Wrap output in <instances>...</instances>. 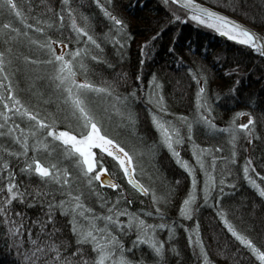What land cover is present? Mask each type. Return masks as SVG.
Masks as SVG:
<instances>
[{"label":"snow or ice","instance_id":"1","mask_svg":"<svg viewBox=\"0 0 264 264\" xmlns=\"http://www.w3.org/2000/svg\"><path fill=\"white\" fill-rule=\"evenodd\" d=\"M61 2L62 6L58 9L43 5V11H40L32 0H24L27 5L25 11L18 4V0H0V41L4 45L0 48V88L3 89L0 92V226L4 227L11 246L15 248L16 255L22 257L24 264H141L140 261L130 258V254L134 248L142 244L147 245L154 254V260L158 259L159 264H164L166 242L158 237L157 229L167 228L171 239L174 225L163 222L149 223L143 215L130 210L132 199L123 185L115 180L114 173L105 165L104 154L118 162V169L122 171V175L127 178L132 188L144 194L151 192L155 212L148 213L149 216L158 215L164 218V208L161 205L167 204L168 193L157 194L154 188L146 187L136 178L135 153L126 150V146H122L117 137L105 130L104 116L96 109L91 99L93 94H106L118 102L122 99L126 101L127 97L122 98L115 94V82L112 86H105L86 77L77 79V72L73 66L78 64L79 69L87 71L83 63V57L90 55L87 47L78 46L69 51L68 41L47 35L46 28H64L66 12L77 44L86 37L91 45L102 51L101 44L90 34L87 27L78 23L72 0ZM94 2L112 21L118 36L125 29V21L109 11L101 0ZM163 3L169 9L173 21L190 18L250 47L264 58V36L242 23L196 3V0H163ZM173 5L187 9L186 15H178ZM53 13L55 18L49 15ZM30 19L32 22H29ZM81 19L85 24L88 21L87 16ZM32 30L44 34V39H35ZM108 35L110 34H106V37ZM156 35L158 36L159 32ZM116 36L110 37L112 42L123 43V40L117 41ZM149 39H155V36ZM33 44L38 46L46 59L42 60L31 54L23 55L18 50V46ZM145 47H150L148 40L141 46L142 55ZM91 59L100 61L102 57L91 55ZM21 63L26 68L52 66V72L46 79L59 90L60 99L63 101L62 108L42 115L38 109L22 102L15 92L11 78L19 71ZM187 71L192 73V79L198 84L197 118L211 131H216L219 126L213 123L209 116L199 111L202 107L201 94L205 93L204 85L207 79L205 77L201 82L198 76H204L203 72L198 74L192 68H188ZM241 72L239 64L225 69V75L237 77L236 84L240 82ZM136 79L140 80V76ZM149 83L155 87L150 90L147 99L161 106L162 111H166V108L162 107L164 101L160 91L162 84L157 80L155 73ZM231 91H235V87ZM129 95L137 98V90L133 88ZM216 99L218 100L219 96ZM113 110L121 111L122 115L127 114V122H134L135 118L126 103L122 105V110L114 106ZM207 111L211 112V108ZM245 115L247 119L237 124L235 117ZM180 120L186 122L187 134L191 138L192 122L185 116H181ZM61 121L68 126L61 127ZM153 122L160 131L163 145L177 157V163H181L192 175V188L195 190L196 174L192 166L180 158L178 148L174 146L184 142L180 128L171 121H162L155 116ZM222 131L229 133L233 145L231 152L233 158L236 156L235 143L238 136L242 135L249 147L253 140L260 139L256 117L251 112H236L231 123ZM194 148L198 149L193 152L196 163L205 174L202 189L204 202L207 203L209 199L214 201L218 208L217 215L227 230L250 250L260 264H264L262 250L264 246H257L252 238L239 231L229 219L227 209L220 203V197L226 195L224 186L231 189L235 187V181L225 179L226 176H231V172L225 170L220 174V187L217 188V177L213 173L218 157L212 153L222 149L219 145H216L215 149L200 148L198 145H194ZM204 153L211 156L209 166L211 171L205 166ZM13 159L20 164L19 173L26 177H34L35 183L25 185L17 180L18 172L12 163ZM68 160L72 162L78 177H74L73 171L66 166L65 161ZM250 169L254 171V165L251 156H248L245 159L243 174L257 189L259 196L264 198V186L252 179L249 175ZM81 178L83 183L80 182ZM103 186L118 190L115 198L102 193L100 187ZM87 195L94 198L100 210L86 202ZM196 199L194 192L186 195L179 207L181 217L191 219L198 211ZM33 207H38L40 214L34 218L28 217L25 209ZM61 221H64V224H61ZM28 224H31V227H28ZM65 225L68 228L67 235L64 232ZM194 230L197 233L195 240L193 241L190 234L189 243H195L201 248L205 264H208L207 252L199 235L198 221ZM129 234H132V239L130 245L126 246L123 237ZM172 251L178 255L175 245H172Z\"/></svg>","mask_w":264,"mask_h":264},{"label":"trees","instance_id":"2","mask_svg":"<svg viewBox=\"0 0 264 264\" xmlns=\"http://www.w3.org/2000/svg\"><path fill=\"white\" fill-rule=\"evenodd\" d=\"M202 1L256 24L264 32V0ZM32 3L37 5L40 11H43V5H49L57 9L62 6L61 0H32ZM101 3L105 4L109 11L118 18L125 21V29L118 36H116V28L113 26L112 21L104 15L94 0H72L78 23L87 27L90 34L101 44L102 51L91 45L86 37L77 44L75 33L71 29L68 13L66 12L64 28H46V33L56 39L68 41L69 51L78 46L87 47L90 55L83 57V63L86 65L87 71L79 69L78 64L73 66L77 72V79L86 77L94 83L105 86H112L115 82V94L122 98L127 97L126 101L122 99L118 102L112 96L106 94H93L91 97L92 103L104 116L105 130L117 137L122 146H126V150L135 153L134 163L137 167V173L141 169L138 168L139 162L136 158L138 157L142 159L141 162H145L141 163L142 168L145 171H151L153 176L156 175L157 178L155 176L151 177L155 180L153 184L150 179L151 186L137 174L139 180L146 187L154 188L157 194L168 193V202L172 201L171 199L174 200L176 194L181 199L185 192L198 193V189L204 186L205 174L196 163L193 152L198 149H195L194 145H198L200 148L209 147L212 149L219 145L222 151H213L212 154L220 159L225 158L234 161L232 163H236L233 164L234 166L227 164L226 167V162H221L222 167L219 168L217 165L219 162L216 161L218 168L216 167L213 174L217 177V188L220 187V174L225 170L231 172L232 175L226 176L225 179L235 181L234 189L224 186L226 195L220 197V203L227 209L229 219L239 231L252 238L257 246H264V198L259 196L257 189L249 183L243 174L245 159L251 156L254 171L250 169L249 175L257 184L264 186V83L261 84L262 80L256 82L252 79L255 75L262 74L261 76L264 77L263 59L252 50L248 53H242L243 55H240L241 61L236 59L231 52L234 49L239 52H241V49L246 50L245 46L228 41L222 42L221 37L208 27H202L204 35L200 36L197 34L198 27L189 19H181V22L173 21L163 0H130L128 4H125L123 0H101ZM18 4L27 11L24 0H18ZM172 7L178 15L182 14L180 11H184L176 5ZM49 15L55 18L54 13ZM83 16L88 17L86 24L81 19ZM29 22H32L31 19ZM157 32H159L158 36L156 35ZM125 33L128 35H125ZM32 34L35 39H44V34L36 33L34 30H32ZM106 34L110 35L106 37ZM59 35L64 38L59 37ZM111 36H116L117 41L123 40V43H113ZM153 36H155V39L150 40L149 38ZM202 37L219 40V43L223 45L220 46V49L217 48L219 49L215 58L217 65L224 67V70L235 64L240 65L242 72L239 76V84L235 83L237 80L235 75H232L234 76L233 79L222 77L217 73L216 67L209 65L207 53L203 52L205 49L201 45L202 41L200 39ZM194 38L195 41L192 40ZM146 40L149 41L150 47H145L142 55L140 41L145 42ZM133 41L138 42L139 46L132 45L131 42ZM3 47L4 45L0 41V48ZM169 49H171V54L168 51ZM18 50L23 55L31 54L42 60L46 59L38 46L34 44L31 46H18ZM91 55H99L102 59L100 61L92 60ZM66 58L69 57L66 56ZM174 62L179 63L180 67L175 68L173 66ZM188 68H192L198 74L204 73V76H198L201 82L205 77L207 79V83L204 85L205 93L201 94L203 100L199 111L209 116L212 122L219 126L216 131H211L197 118L196 97L198 84L197 81L195 84L189 81L192 73L187 71ZM51 72V65L26 68L21 63L19 71L11 77L15 92L22 102L38 109L42 115L63 107L59 90L46 79ZM179 72H183V74ZM244 72L249 73L248 77ZM154 73L157 80L162 84L160 90L164 96L162 107L166 108V111H162L161 106L147 99L150 90L155 87L154 84L150 85L149 83L152 81ZM137 76H140V80L136 79ZM30 77L32 78L30 79ZM233 87H235V91H231ZM133 88L137 90V98L129 95ZM176 88L178 90L175 91ZM2 91L3 89L0 88V92ZM166 94L170 95L171 99ZM217 96H219L218 100L216 99ZM125 103L135 118L134 122H127V114L122 115L121 111L113 110V106L122 110V105ZM208 108H211V112L207 111ZM238 111L251 112L256 117L260 139L253 140L251 146L248 147L247 140L242 135L238 136L235 143L236 156L233 158L231 155L233 145L230 142L229 133L222 131V129L231 123ZM154 116L162 121H171L180 128L181 136L184 138V142L180 144V158L187 161L196 174L197 185L195 190L192 188V175L181 163H177V157L173 156L168 148L163 145L160 131L153 122ZM181 116L188 117V121L192 122L191 138L187 134L186 122L180 120ZM246 119V115L235 117L237 124L244 122ZM60 126L67 127L68 125L61 121ZM199 129H203L205 138L211 141L209 145L202 146L195 140L196 132ZM143 141H146V143L142 144ZM57 151H59V148H57ZM97 154L99 155V152ZM104 156L105 165L108 168L110 167L109 171L114 173L116 180L125 187L132 199V204L129 206L130 210L143 215L149 223H157L156 215H148V213L155 212L151 192L143 196L132 189L127 184L122 171L118 169V162L111 157ZM143 158L145 159L143 160ZM203 160L205 166L211 171L209 167L211 156L204 153ZM12 163L17 168V180L25 185L35 183L34 177H26L24 174L19 173L20 164L17 163L16 159H13ZM65 164L73 171L74 177H78L72 162L68 160L65 161ZM256 173H260V175H256ZM80 182L83 183L82 178ZM100 191L113 198L118 193L116 189H105L103 187H100ZM239 191L245 193H241L240 196L238 195ZM85 192L87 193L86 189ZM197 193L195 195L198 211L193 214L191 219L180 217L179 207L181 201L178 206L177 204L175 206L169 205L168 202L166 205H161L163 208L165 206L170 208L169 211L165 210L166 212L173 210L171 220L165 223L174 225L171 239L167 228L157 229L158 237L166 242L164 264H186V261L187 264H205L201 248L195 243H189L190 234L193 241L195 240L197 233L194 226L197 221L199 222V235L203 240L204 250L207 252L208 264H260L250 250L227 230V227L217 215L218 208L214 205V201L209 199L205 203L203 196L201 197ZM246 193L249 196H246ZM213 195H216L215 191ZM86 202L100 210L99 205L95 204L92 196L87 195ZM25 211L28 217L34 218L40 214L38 207L28 208ZM121 218L126 219L125 217ZM61 224H64V221H61ZM240 225L241 230L239 229ZM27 226L31 227V224ZM64 232L66 235L68 234L66 225L64 226ZM123 239L126 246L130 245L132 234L123 237ZM172 245L176 246L178 255L172 251ZM262 250H264V247H262ZM197 252L198 257L194 255ZM130 256L135 257L132 259L140 261L141 264H159L158 259L154 260V254L147 245L142 244L134 248ZM188 261L191 263H188ZM0 264H24L22 257H18L15 248L11 246V241L6 236L3 226H0Z\"/></svg>","mask_w":264,"mask_h":264},{"label":"bare ground","instance_id":"3","mask_svg":"<svg viewBox=\"0 0 264 264\" xmlns=\"http://www.w3.org/2000/svg\"><path fill=\"white\" fill-rule=\"evenodd\" d=\"M197 1V0H196ZM202 4V3H201ZM202 5H204V6H206V7H208V8H211V9H213V10H216L217 12H219V13H225L224 15L225 16H227V17H230L231 19H233V20H235V21H238V22H240V23H242L243 25H245L246 27H251L252 28V30L253 31H255V32H257L258 34H260V35H262V36H264V32L262 31L263 29L262 28H259L256 24H254V23H250V22H243V21H241V19H238L237 17H235V18H233L232 17V14H230V13H226L225 11H223V10H221V9H219V8H217V7H214V6H212V5H209V4H202ZM181 9H183L184 11H186L187 12V9H185L184 7H182V6H179ZM184 11H180V13H182L181 15L183 16V15H186V13H184ZM196 26L198 27V30H197V34L198 35H200V36H203L204 35V33H203V29H202V27H207V26H202V25H199V24H196ZM185 31H186V29H184ZM190 37H191V35H190ZM193 41H195V38L194 39H192ZM201 41H202V46L204 47V49H205V51H203V52H205V53H207V54H209L210 55V53H213L214 55H217V53H218V51H219V49H220V46L222 47L223 45H221V43H219V40H212V39H207L206 37H202L201 39H200ZM229 40H230V38H228V37H226V36H224L223 35V37L221 38V41L222 42H226V41H228L229 42ZM204 41V42H203ZM233 41V40H232ZM213 43V44H212ZM131 44L133 45H138L139 46V43L138 42H131ZM142 45H144V41H140V46H142ZM212 45V46H211ZM246 47V50H242L241 49V52H239L238 50H235L234 49V51L233 52H231V54H232V56H234L236 59H238V60H240V55L242 56L243 54L242 53H248V52H250V50H252V49H250V47H248V46H245ZM217 48H219V49H217ZM248 48V49H247ZM252 51H254V50H252ZM210 52V53H209ZM255 52V51H254ZM256 53V52H255ZM257 55H259L258 53H256ZM260 56V55H259ZM260 58L261 59H263V61H264V58H262L261 56H260ZM210 60V58L208 57V61ZM241 61V60H240ZM210 64V63H209ZM210 66H212V67H216L217 69H221V70H224V67H222V66H219V65H214V64H212V65H210ZM244 74L248 77V72H244ZM262 75V74H261ZM261 75H259V76H257V75H255V77L254 78H252L253 80H255L256 82H258V80H262V82H261V84L262 83H264V77L263 76H261ZM258 77H260V78H258ZM189 81L192 83V84H195V82H196V80H193L192 79V77H189ZM254 82V81H253ZM255 83V82H254ZM260 86V85H259ZM164 90H166V88H164ZM166 95H168V94H166ZM202 96V95H201ZM202 100H203V96H202ZM201 100V101H202ZM143 122V121H142ZM144 123V122H143ZM149 131H152V130H149ZM148 131V132H149ZM203 129H199V131H197L196 133H197V136H196V141L197 142H199L202 146H204V145H209L210 143H211V141L210 140H208V139H206L205 138V135L203 134ZM148 135H150V133H148ZM146 143V141H143V143L142 144H145ZM175 147H177L178 148V151H180L181 152V148H180V144H178V145H174ZM249 147V146H248ZM158 164H160V163H158ZM161 165V164H160ZM110 168V167H109ZM113 168V167H112ZM139 169H141V167H138ZM114 169V168H113ZM178 171V170H177ZM147 172V171H146ZM140 176V177H142V178H147V177H149L152 173H145V171L143 170L142 171V173H141V170L138 172V173H136V178H138V175ZM175 174H177V173H175ZM155 177H157L156 175H154ZM153 175H152V177H154ZM232 176V175H231ZM115 178V177H114ZM126 180H127V178H125ZM115 180H116V178H115ZM117 182H119L118 180H116ZM125 188V187H124ZM239 194L238 195H240L241 196V193L243 194V193H245L244 191H239L238 192ZM127 194H128V192H127ZM247 194V193H246ZM129 195V194H128ZM246 196H249V194H247ZM172 212H173V210H171L170 212H167L168 213V216H167V220H171V214H172ZM231 216H232V214H230ZM157 217L156 218H161L160 216H158V215H156ZM165 219V218H164ZM157 221V220H156ZM243 228V227H242ZM239 229L241 230V225L239 226ZM244 229V228H243ZM131 258H135V257H132V256H130Z\"/></svg>","mask_w":264,"mask_h":264},{"label":"rangeland","instance_id":"4","mask_svg":"<svg viewBox=\"0 0 264 264\" xmlns=\"http://www.w3.org/2000/svg\"><path fill=\"white\" fill-rule=\"evenodd\" d=\"M197 1H199L200 3H202V4H206L207 5V3H205V2H203L202 0H197ZM123 2L125 3V4H128L129 2H130V0H123ZM177 7H179V6H177ZM224 11V10H223ZM226 13H228V12H226ZM232 17L233 18H235V17H237L238 19H241V21H243V22H247V20H244V19H242L241 17L239 18V16H237V15H233L232 14ZM189 20L190 21H192L190 18H189ZM179 22H181V20L179 21ZM195 24H199L198 22H195V21H193ZM248 23V22H247ZM199 25H201V24H199ZM202 26H206V25H202ZM208 27V26H207ZM208 28H210V27H208ZM210 29H212V28H210ZM213 31H215L214 29H212ZM216 33H217V35L219 36V37H223V35L222 34H220V33H218L217 31H215ZM59 37H61V38H64V37H62V36H60L59 35ZM190 42V41H189ZM188 42V43H189ZM229 42H233V43H235V44H238V45H243V44H240V43H238V42H236V41H232L231 39L229 40ZM243 46H245V45H243ZM60 49H59V47H57V51H59ZM169 51V53L171 54V49H169L168 50ZM210 53V52H209ZM207 57H209L210 58V60H209V62L208 63H210L209 65H212V64H214V65H217L216 64V62H215V58H216V55H214L213 53H210V55L209 54H207ZM180 59H182V58H180ZM201 64H204V63H201ZM175 68H178V67H180V64L179 63H176V62H174V65H173ZM218 70V74H220L222 77H227V78H232L233 79V77L234 76H232V75H225V70H221V69H217ZM179 73H181V74H183V72H179ZM174 88H175V86H174ZM176 90H178V88H176L175 89V91ZM168 96V98H170L171 96L170 95H167ZM171 99V98H170ZM199 126V125H198ZM227 139V138H226ZM225 139V141H227ZM227 143V142H226ZM225 143V144H226ZM94 151H97L96 149H94ZM104 155H106L107 156V154H104ZM137 159V161L139 162V167H141V173H142V171L144 170L143 168H142V164L141 163H145V162H141V160L142 159H140V158H136ZM145 158H143V160H144ZM217 161L219 162L217 165H218V167L219 168H221L222 167V163L221 162H226V167H227V164L228 165H233V164H236V163H232V162H234V161H232V160H229V159H225V158H218L217 159ZM241 161V160H240ZM209 163H211V161L209 162ZM207 164V163H206ZM199 165V164H198ZM148 166V165H147ZM200 166V165H199ZM234 166V165H233ZM217 167V166H216ZM217 167V168H218ZM150 169V168H149ZM145 171V170H144ZM215 171H216V168H215ZM145 173L147 174V173H151V171H145ZM152 175H153V173L149 176V177H147V178H143V180L147 183L148 182V185H150L151 186V182H150V179H151V177H152ZM155 178H157V177H155ZM137 179H139V178H137ZM152 180V182H153V184H154V181L155 180H153V179H151ZM119 183V182H118ZM142 183V182H141ZM127 184H128V182H127ZM129 185V184H128ZM131 188H132V186L131 185H129ZM204 187V186H203ZM203 187L201 188H199L198 189V193L197 192H195V193H197L199 196H203V192H202V189H203ZM103 188H105V189H111V188H109V187H104L103 186ZM132 189H134V188H132ZM134 190H136V189H134ZM136 191H138V190H136ZM139 192V191H138ZM191 192V191H190ZM140 193V192H139ZM189 193V191L188 192H185V194L183 195V197L180 199V198H178L177 196H178V194H176V195H174V200L173 199H171L172 201H169L168 202V204L169 205H176L177 204V206L179 205V202H180V204L182 203V200L186 197V195ZM141 195H143V196H145V195H147V194H143V193H140ZM179 195H181V194H179ZM169 211L170 210V208L169 207H167V206H165V208H164V213H166L167 214V212L166 211ZM165 214V215H166ZM165 215H164V218L162 219V218H157V223H160L161 221L160 220H162V221H164L163 223H165L166 221H168L167 219V216L168 215H166V217H165ZM181 217V216H180ZM194 255H196V257H198V252L197 253H194ZM186 264H187V261L185 262ZM188 263H191L190 261H188Z\"/></svg>","mask_w":264,"mask_h":264},{"label":"water","instance_id":"5","mask_svg":"<svg viewBox=\"0 0 264 264\" xmlns=\"http://www.w3.org/2000/svg\"><path fill=\"white\" fill-rule=\"evenodd\" d=\"M196 3H199L201 4L199 1H196ZM183 7V6H182ZM216 11V10H215ZM223 14V13H222ZM225 14V13H224ZM250 29H252L251 27H249ZM104 187H107V186H104ZM144 194V193H143Z\"/></svg>","mask_w":264,"mask_h":264}]
</instances>
